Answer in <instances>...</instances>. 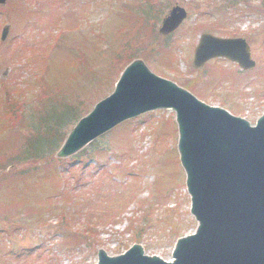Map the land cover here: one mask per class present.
<instances>
[{"label":"rangeland","instance_id":"374dc122","mask_svg":"<svg viewBox=\"0 0 264 264\" xmlns=\"http://www.w3.org/2000/svg\"><path fill=\"white\" fill-rule=\"evenodd\" d=\"M149 1L155 5L151 18L148 17L154 29L150 28V34L144 28L150 27L147 20L134 14L141 15L142 5L147 6ZM258 1L252 0L254 4ZM223 4V0H6L0 3V31L9 24L6 39H0V102L1 84L29 92V99L43 83L70 94L78 87L66 80L67 76L79 73L73 81L84 80L80 70L92 64L91 58L98 55L95 47L100 45L102 51H110L113 63L109 69L103 67L106 58L102 55L99 64L102 72L96 74H110V82L106 88L101 84L104 90L108 89L99 97L96 87L100 84L95 86L93 75L85 81L88 92L80 102L90 105V100L97 101L111 91L123 67L131 60L123 61L122 56L136 44L134 57L144 58L160 76L184 86L190 79L188 84L198 90L186 87L200 98L254 122L264 111V77L260 74L262 80L257 78L264 71L262 17L246 14L240 10L243 5L238 4L236 10L227 11L228 20H222L226 26L222 30L224 36L247 39L256 61L254 68L245 73L224 58L212 59L200 70L192 65V53L200 34L210 32L203 25L209 28L218 21L216 8ZM175 5L184 7L187 17L171 35H160V23ZM99 35L105 39L100 36L103 43L97 44ZM170 52L175 70L161 58ZM36 54L42 57L35 58L37 65H48L44 74L27 58ZM77 57L82 61H73ZM117 57L122 60L116 62ZM167 60L171 63L169 57ZM36 67L37 75H34L32 69ZM221 69L235 71L239 77L245 75L240 84H232L239 80L238 76L222 79ZM203 85L206 91L200 87ZM232 85L241 94L236 88L231 90ZM31 104L42 107L38 101ZM174 117L173 111L162 109L116 126L77 156L60 163L57 168L65 171L62 176L66 184L60 183L54 166L53 175H48L51 169L44 166L47 160L16 166L18 170L28 171L14 184L13 177L9 182L1 178L5 172H11L9 167L4 172L1 170L0 187L10 185L0 191V204L12 207L6 211L17 225L0 208V238L6 242L2 246L7 247L0 249V264H95L98 247L114 254L135 241L142 242L148 253L169 258L176 234L192 232L196 225L188 212L190 200L174 148L177 134ZM20 130L28 133L25 127ZM131 145L135 151L128 155ZM106 170L110 179L103 174ZM103 179L110 184H103ZM68 195L73 200L65 198ZM62 217L66 219L65 225L61 223ZM91 227L93 235H90ZM74 234L83 237V242H75L71 238Z\"/></svg>","mask_w":264,"mask_h":264},{"label":"water","instance_id":"95a60500","mask_svg":"<svg viewBox=\"0 0 264 264\" xmlns=\"http://www.w3.org/2000/svg\"><path fill=\"white\" fill-rule=\"evenodd\" d=\"M169 13L161 23L163 34L174 31L186 17L180 6ZM7 31L8 27L2 31L3 39ZM193 54L196 67L217 56L243 68L255 65L243 38L203 33ZM112 90L77 120L54 156L78 153L128 118L158 108L174 109L190 212L198 223L193 234L178 238L169 261L145 255L137 242L112 256L100 248L96 264H264V113L252 127L249 120L211 106L155 74L142 58L124 67Z\"/></svg>","mask_w":264,"mask_h":264},{"label":"trees","instance_id":"16d2710c","mask_svg":"<svg viewBox=\"0 0 264 264\" xmlns=\"http://www.w3.org/2000/svg\"><path fill=\"white\" fill-rule=\"evenodd\" d=\"M223 3V7L221 8L242 4V8H244L247 13L260 15L262 18L264 17V0H259L258 4H254L252 0H223ZM153 12L154 6L152 4H148L143 7L142 14L145 17V20H147L146 22H148V17ZM147 25L150 27L145 25L144 28H147L148 34H150V28L153 29V27L152 24L148 23ZM220 27H222L221 23L216 22L210 24L209 29L214 32H219L221 31ZM100 36L105 39V36L99 35L97 44L103 43V38H100ZM136 39L137 38H135V40ZM100 47V45H96L95 47L98 55H94L93 58H91L93 59L92 64L80 70V72L82 71L84 74V80L81 82L73 81L77 79L79 73H75L73 75L69 74L67 76L66 80L70 82L72 81L71 84L74 85L75 83L78 87L77 90L71 91L70 94L58 87V89L53 90V87L50 88L46 83H43V87H40V90L35 92V95L29 99L27 96L29 92L24 93V90L21 88L17 91L18 89L10 88L3 84L1 91L5 92V96L2 99V104L0 105V171L3 170L4 172L5 168L8 166H11L12 169L10 170L11 172H8L10 174L7 175L4 173L1 178H5V180L9 182V178L13 177L12 184L18 183V181L23 178L21 175L23 170H17L15 168L16 166L26 163L34 165L39 163V161L50 160L53 158L52 155L63 140L66 130L72 125V122L84 114V112L89 109L91 103L95 101L94 98L93 100H90V103H88L90 105L80 102V100H84L80 98H84L85 92H88L85 88L86 86L84 85L88 78L93 75L95 86L96 83L100 84V86L96 87V92H98L99 97L105 93L108 88L106 90L104 89L110 82V74L102 76L96 73H101L103 67H107V69L110 68V51H102ZM137 49L138 47H136V44L130 46V48L127 49L128 52L126 51L127 54L122 56L123 61H127L135 56ZM107 54H109V56L106 57ZM171 54V52L169 55L167 53V55H163L161 58L165 59V61L170 64L167 59L168 57L173 59ZM102 55L106 58L104 59V63L106 65L101 68L99 64L101 62L100 58H102ZM118 57L115 59L116 62L122 60V58ZM35 58L38 60H40V58L36 56L32 58V61L37 65L38 60ZM79 58L80 57H77L76 59ZM76 59L74 58L73 61H76ZM173 61L171 63H173ZM37 67H39V71L42 70L40 65H37ZM37 67L32 69L34 75H37V72H34L35 70L37 71ZM220 73L223 74L224 70L221 69ZM234 74L233 76H238L237 79H241L239 75ZM260 74L264 77V71H261L259 75ZM69 78H71V80H69ZM260 80H262V78ZM190 81L192 80L187 82L190 83ZM188 83L186 86L193 90H198L197 87L195 89V86ZM101 84L105 85V88ZM200 87L203 88L204 91L206 90L204 85ZM255 90L257 92L259 91L258 89ZM36 101L41 102L42 107L39 106L37 108L31 104L33 102L36 103ZM20 127H25L28 130V133H24L20 130ZM103 183H105V181ZM6 185L3 184V186L0 187V191L4 189ZM91 231L95 234L93 229ZM71 238L77 243L81 241L78 235H72Z\"/></svg>","mask_w":264,"mask_h":264}]
</instances>
